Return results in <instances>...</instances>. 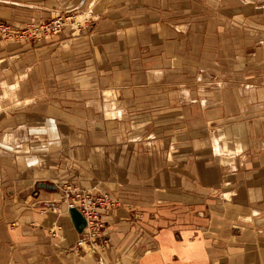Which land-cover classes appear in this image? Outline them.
I'll use <instances>...</instances> for the list:
<instances>
[{
	"label": "crops",
	"instance_id": "crops-1",
	"mask_svg": "<svg viewBox=\"0 0 264 264\" xmlns=\"http://www.w3.org/2000/svg\"><path fill=\"white\" fill-rule=\"evenodd\" d=\"M88 1L0 0V22ZM98 1L81 36L0 39V264H264L261 0ZM63 185L119 201L106 249L71 253Z\"/></svg>",
	"mask_w": 264,
	"mask_h": 264
},
{
	"label": "built area",
	"instance_id": "built-area-1",
	"mask_svg": "<svg viewBox=\"0 0 264 264\" xmlns=\"http://www.w3.org/2000/svg\"><path fill=\"white\" fill-rule=\"evenodd\" d=\"M67 13H57L53 17L44 21H30L25 23L21 28H13L10 25L0 22V39L9 43H25L35 44L44 40H49L56 37L62 31H65L70 25L72 19H75L74 14L64 15ZM88 194L83 191L74 192L73 197L67 204V209L75 208L84 218L86 226L78 238L74 249L80 250L87 244L84 237V232L94 231V227L100 224L98 217L102 212L108 211L111 207H115L116 201L111 199L106 194ZM69 199V198H68ZM91 243V242H90Z\"/></svg>",
	"mask_w": 264,
	"mask_h": 264
},
{
	"label": "rangeland",
	"instance_id": "rangeland-1",
	"mask_svg": "<svg viewBox=\"0 0 264 264\" xmlns=\"http://www.w3.org/2000/svg\"><path fill=\"white\" fill-rule=\"evenodd\" d=\"M153 3H155V0ZM260 3H261L260 5L262 7H264V0H261ZM101 4L102 3L99 2L98 0H89L88 3L81 9H78L75 11H70V12H58V13L70 14L69 16H72V14H74L75 17H77L75 19H72L71 25L67 29H65V31L69 32L70 38H75V37L81 36V34L87 29V27L89 25H92L93 23H95L99 20L100 15L98 14L99 13L98 11L101 10V7H102ZM56 14L57 13H55L54 15H56ZM67 14H64V15H67ZM53 16H51V17H53ZM40 21H44V20H40ZM149 133H153V132L149 131ZM147 135L148 134H145V137H144L145 143L147 142L146 141ZM150 136L148 137V139H149V141L152 142ZM152 139H153V137H152ZM41 184H44V183L40 182L39 184H35V186H33L32 190H31L30 198L35 199L37 194L42 190H45V191L47 190V192H52V193L56 190V189L53 190L52 188H49V189L41 188L39 186ZM57 191L61 192V195L63 197L61 202L63 204H65V206H67L68 202L73 197L74 192L78 193L80 191H83V192L91 194V195L98 194L96 196H100L101 194L108 195L111 199L116 201V203L114 204L115 207L114 206L111 207L108 211H112L113 209H116L120 206V203H119V201H117V199L112 197L109 193H107L103 190H100L98 188L80 189L78 187L63 185L59 189H57ZM67 210H66V212H67ZM108 211L102 212L100 214V218L98 217L100 224L98 226L94 227L95 233H93L94 231H90V228L88 229V231L84 232V237L86 239L87 244L84 245V247L78 251L73 249V251L71 253H73V254L75 253V255H79L78 257H80L81 256V254H79L80 252H82L83 254L85 253L87 255H92L93 252L99 251L100 249H106L105 246L106 245L108 246V244H107V240H104V238H103V232L105 230V227H104L105 225H104V222L102 220V216L104 215V213H107ZM66 214L68 215V213H66ZM251 220L252 219H250L249 222H251ZM258 222L260 223V221H258ZM60 232H61V228L59 225L56 224L50 229L48 234H49V236H52V237H58V238L62 237L63 238V236L61 235ZM78 235L80 238L81 235H83V234H81V235L78 234ZM80 258H82V257H80Z\"/></svg>",
	"mask_w": 264,
	"mask_h": 264
},
{
	"label": "water",
	"instance_id": "water-1",
	"mask_svg": "<svg viewBox=\"0 0 264 264\" xmlns=\"http://www.w3.org/2000/svg\"><path fill=\"white\" fill-rule=\"evenodd\" d=\"M41 188L49 189L52 188L53 190L55 187L41 184L39 185ZM70 222L77 234H81L86 226V222L82 215L75 209V208H69L67 210Z\"/></svg>",
	"mask_w": 264,
	"mask_h": 264
},
{
	"label": "bare ground",
	"instance_id": "bare-ground-1",
	"mask_svg": "<svg viewBox=\"0 0 264 264\" xmlns=\"http://www.w3.org/2000/svg\"><path fill=\"white\" fill-rule=\"evenodd\" d=\"M69 217V216H68Z\"/></svg>",
	"mask_w": 264,
	"mask_h": 264
}]
</instances>
